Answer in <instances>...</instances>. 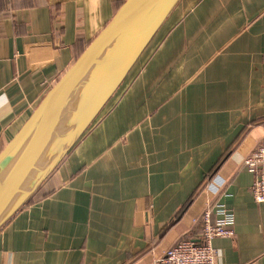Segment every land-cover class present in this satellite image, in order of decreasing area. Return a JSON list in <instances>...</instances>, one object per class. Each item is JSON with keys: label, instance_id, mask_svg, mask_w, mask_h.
<instances>
[{"label": "crops", "instance_id": "0c3cea01", "mask_svg": "<svg viewBox=\"0 0 264 264\" xmlns=\"http://www.w3.org/2000/svg\"><path fill=\"white\" fill-rule=\"evenodd\" d=\"M126 0H0V153ZM264 142V0H181L124 83L0 230V264H150L199 241L216 204L218 264H264L247 155Z\"/></svg>", "mask_w": 264, "mask_h": 264}, {"label": "water", "instance_id": "95a60500", "mask_svg": "<svg viewBox=\"0 0 264 264\" xmlns=\"http://www.w3.org/2000/svg\"><path fill=\"white\" fill-rule=\"evenodd\" d=\"M181 0H126L0 153V230L23 209L120 89Z\"/></svg>", "mask_w": 264, "mask_h": 264}, {"label": "built area", "instance_id": "2783aa9c", "mask_svg": "<svg viewBox=\"0 0 264 264\" xmlns=\"http://www.w3.org/2000/svg\"><path fill=\"white\" fill-rule=\"evenodd\" d=\"M244 166L255 175L251 187L253 199L264 203V142L247 155ZM201 220L203 225L199 241H180L150 264H218L213 241L235 236L234 213L224 205L216 204L204 212Z\"/></svg>", "mask_w": 264, "mask_h": 264}]
</instances>
